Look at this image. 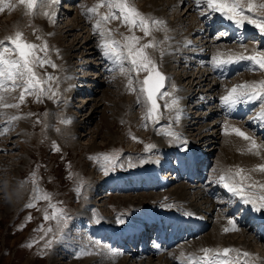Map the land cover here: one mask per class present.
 I'll return each mask as SVG.
<instances>
[{
    "label": "rangeland",
    "instance_id": "1",
    "mask_svg": "<svg viewBox=\"0 0 264 264\" xmlns=\"http://www.w3.org/2000/svg\"><path fill=\"white\" fill-rule=\"evenodd\" d=\"M147 1L149 0H130L146 17L157 19L158 15L159 17L161 16V21H164V24L159 29L153 28L150 36L145 37L140 28H134L130 32L129 28L121 24L118 19L110 20L104 27L111 29L112 38L120 41L122 44L124 43L123 37L133 33L142 38L140 41L142 44L149 41L155 42V47L149 48L146 51L158 66V70L167 78L160 92L170 94H158L159 115L155 120H145L148 105L145 102V94L140 91L141 84L139 82L144 79L147 73L140 72L137 74L135 71H129L131 66L127 61L123 62L124 71H121L119 65L114 60L112 61L111 58L107 57L112 63L110 64L101 55L102 50L97 46L101 41V36L99 32L92 33L94 32L93 25L99 18V15L108 12V8L106 6L100 7L98 14H90L83 11L85 7L96 5L99 0H59V4L51 8L41 7L38 3L37 7L31 12L28 11L26 5L20 4L19 0H4V3L0 4V7L3 8V11H0V40L14 35L16 31H20L23 34V39L28 42L38 45L47 42V58L51 59L56 65L55 68L45 65L42 68L37 67L35 69L42 80L46 79V74L54 77V79L44 84L46 94L40 97L39 102L35 94H26L25 101L19 107H0V131H3L5 128L8 129L4 134H0V264H54L55 261H58L59 264H86V260L91 256V250V253L109 252L110 255L117 258L112 264H119L121 262H126V264H147L149 258L155 264H181L174 259L186 253L198 252L203 247L201 246L199 247L200 249L196 250H193V247L182 248L184 243H196L202 240V237H208L209 232L214 233L218 229H220L222 241L234 239L233 241L235 242H244L247 240V244L250 243L251 247L256 249L257 255L264 258V238L260 236L263 234V228L256 223L254 224L252 219L251 223H248V226H246L248 230L229 231L232 234L222 232V228L220 227V223L222 222H218L223 216L236 221L242 210V204L236 205L238 204L239 197L228 192L223 183L218 181L220 175H227L231 172L234 174L236 172L234 169V172L233 170L223 169L228 167L229 164L225 165L223 163V166L219 164L224 139L230 138L228 134L221 133L220 138L213 144V147H216L212 151L213 155L210 157L209 162L204 166V168L206 167L204 170L205 177L203 176L204 180L201 178L190 182L191 180H188L186 174L183 175L181 171L180 176H178V171L173 167H177L176 164L178 162L174 156L171 160V165L167 166L170 169L155 171L158 175L155 181L153 180L155 178L151 179L149 176L140 177L138 181L134 180L137 174L142 173V168L147 169L149 165L155 164L154 167L158 169V163L155 160L159 158L158 156H161V161H158L159 164L163 165V161L169 162V158L166 157L165 159L164 157L168 153L167 149L162 153L159 150V146L163 145V143L157 142L162 138V141L164 140L166 145L170 143L169 136L164 133L165 129L168 130V128L174 127L173 130H176L177 133H182L178 131V126H181L180 128L183 130V124H178V128L176 127V129L174 126L173 112H177V108H168L165 105L171 104L173 98H178V110L180 108L179 99L181 98L174 95V91L179 85H184L185 87L188 79H186L187 76L185 75L179 80L178 85L173 76L180 75L182 72L183 74L185 73L184 71L186 70H183V67L187 63H185L186 59L184 55L193 54H185L187 49H197L200 46L209 44L207 49L209 54L210 51L212 52V48L216 49L220 45L228 44L227 47L231 48L240 43L239 37L226 38V26L223 24L219 25L216 29H214L213 25L211 29L208 27L206 30H204V27L201 30L198 24H195L197 16L194 13L198 11L203 13L202 16H198V19H204L202 17L205 15L213 18L214 21L220 20L221 22H225L223 21L224 17L221 15L215 19L214 17L219 12L211 11L205 5L199 6L197 10L196 8L193 10L192 8V11L186 12V6L192 5L191 2L185 0L182 3V1L176 0L178 6H176L177 12H175V6L171 7L175 0H154V2L156 1V7L153 10L161 13V15L156 13L155 16L145 9L146 6L151 9L153 8V5L150 4L151 1L149 3ZM261 2L264 3V0H252L257 9L253 8L251 13L246 11L245 14L253 18H260L259 15L262 16V14L259 12L264 13V8L259 7L262 4ZM67 5L70 6L68 7ZM242 5L247 7L248 0H242ZM45 11L49 13L54 11L56 15L50 18V16L43 15ZM253 11H255V15H253ZM193 26L196 29L194 31L192 29ZM88 29L91 34L97 37V40L96 38L91 39V44H97L95 49L89 48L92 45L83 44L87 41L84 39V36ZM170 29L178 31L177 33H171ZM168 38L171 39L172 44L182 46V50L177 51L176 48L173 50L171 54L172 64H168L172 66H170V69H166L165 66L167 62L164 61L163 57L166 53L160 51L162 40H167ZM203 40L206 41V44H203ZM80 41L82 43H79V45L82 44V47L78 50L76 48L73 50V46ZM240 45H245L243 47H248L247 49L264 52V40L259 36V33L251 35L244 44L240 43ZM89 49L91 51L94 50V55L90 56L87 54ZM97 49L98 52H95ZM40 55L43 56L44 53H40ZM86 59L88 64H79L82 60ZM193 59H197V57ZM66 60H69L71 67L73 66V77L70 80L66 77ZM196 61L199 62V60ZM263 75L264 70L259 69L258 66H253L252 63H243L241 68L233 74L232 81L224 83L223 80H220V84H218L213 95L218 93L219 96H223L229 90V88L224 89L226 85L232 88V85L243 84V81L247 78L258 77V81L264 80L262 78ZM129 79L132 80L134 91L129 89ZM66 81L69 83L68 87ZM70 86H72V89ZM49 88L51 89L50 91H48ZM21 90V88L9 91L0 90V95L4 97V100L0 103L17 104ZM213 95H209V99L213 97L212 100L214 101ZM197 98L199 97H196L195 101H197ZM107 99H110L111 102L109 103ZM245 101L246 98L242 99L236 106ZM214 102L218 104L219 100ZM117 103L119 108H117ZM262 104H264V100H259L251 106L249 112L236 117L239 121L235 122L241 127L238 128L243 132L246 131V134L253 140H256V143L264 142V134L257 126L250 127L245 122L252 120L253 115L261 111ZM96 105L100 106L99 109H95ZM195 105V103L190 101L183 107L186 111L194 109L193 112H189V116L195 117L194 119L201 112L205 116V112L208 113L209 108L213 106L212 104H205L198 108ZM218 114L207 115L204 118L201 117L200 123L210 124V128L208 129L209 134L212 133L211 131L215 127L214 120L229 117L226 109L219 111ZM12 116L21 118L8 123L9 118ZM88 116L92 119L88 120ZM181 116L182 113H180L177 123L180 122ZM65 120H70V123H64L63 121ZM83 120H86L85 126L81 124L84 122ZM159 120L167 122L156 123ZM79 122L81 123L77 125ZM230 122L226 123L225 129ZM200 123L196 125H200ZM220 125H217V128L219 129L220 127L221 132L222 127ZM194 127L202 129L200 126L194 125ZM229 128H231L230 125L226 133H229ZM194 132L196 133L197 131L194 130ZM187 133L186 136L183 135L179 139L183 142L180 148V142L178 141L173 144V147L169 148L170 155L173 148L176 149V153L178 150L183 152V146L186 143H188V148L198 149L197 151H199V147L194 144L196 140H200L202 147H204L205 141H203V136L198 137L196 134L193 135L190 128H188ZM206 134L204 133L203 135ZM236 136L233 133V137ZM133 137H136V139H133ZM237 137L241 138L240 136ZM147 145H154L155 147L148 150ZM249 147L250 145H245L244 151L247 152ZM261 148L264 152V145L260 146ZM206 153L205 155H209ZM236 153L241 155L243 151L238 150ZM105 156L115 157L114 167L110 166L108 160H105ZM154 157L155 159L151 160ZM260 164L264 163H259L258 165ZM105 167H109L107 175H105L103 170ZM244 172L248 177L245 182L264 184L262 183L264 182V172L257 171L256 166L251 170L249 169L248 172L246 170ZM161 175H165L169 180L167 183L163 182L162 188L160 184V181H162ZM237 179L240 178L237 177ZM197 182H201L202 186L204 185L205 195H201L202 198L197 200L193 196V193H191L188 194V198L192 203L202 207L201 214H204V209L211 212L212 208L215 207L211 219L210 217L204 218V216H200V213L193 209L190 203L186 204L185 202L183 205L180 204L183 201L177 197L178 202L173 197V194H170L171 190L183 185L187 187L193 185L191 191H195ZM198 188L201 189V187ZM256 191L259 194H264V189L257 188ZM44 193H47L51 199H33L34 196L39 197ZM91 193L94 195L90 196ZM126 197H133L134 203H129L132 200L131 198L128 201H124ZM137 197L140 198L138 199ZM165 198L167 201H172L164 204ZM208 198L213 201H208ZM158 201L161 206L156 205ZM30 202L34 203L35 206L26 207ZM169 203H174L173 206H185V209L195 212L199 218L208 220L209 224L206 226L205 232L197 233L194 237L181 238L178 241V245L176 243V246L168 249L169 252L178 246L165 259L164 256L166 254L163 252H159V255L151 254L152 257H150V253L141 255L138 254L140 253L139 251L136 253L129 249L125 250V246L118 243L114 245L110 235L114 233L118 234L120 229L127 225L129 226L127 227L128 234L135 236L137 230H140L139 228L148 227L152 224L150 219L154 211L170 210ZM50 205L63 210L66 219L62 223L58 224L55 219H44L45 212L51 215L53 211ZM164 205L170 208H165ZM246 205L252 208L250 204ZM85 208H89L86 210H88L90 215L84 216L82 214L81 211ZM260 212L263 213V210ZM29 216L32 217L31 220L27 219ZM223 220L226 219L223 218ZM216 223H218L217 228L214 227ZM224 225H226V222H224ZM38 228L41 230L37 231ZM49 228L52 230L47 231ZM245 230L247 234H245ZM235 232H240L241 236L239 233L235 234ZM201 234L206 235L202 236ZM140 237L142 239V234ZM138 238L139 235L135 237V240L127 237L129 241L126 242L129 243V246L133 243V246L136 245L135 247L140 249V247H144V242ZM260 238H262V241H259ZM114 239L119 240V238ZM195 239L198 240L193 241ZM49 241H51V246L45 247ZM229 244L230 248L248 249L242 243H238L237 245V243L232 242ZM147 245H154L151 238L148 243H145L146 249L148 248ZM197 245L199 244L196 243ZM248 253H250V250ZM231 255L235 256V253H231ZM159 256H163V259H160ZM253 256L254 252L251 257L245 258L248 264H253ZM88 264L110 263L89 262Z\"/></svg>",
    "mask_w": 264,
    "mask_h": 264
},
{
    "label": "bare ground",
    "instance_id": "2",
    "mask_svg": "<svg viewBox=\"0 0 264 264\" xmlns=\"http://www.w3.org/2000/svg\"><path fill=\"white\" fill-rule=\"evenodd\" d=\"M149 1H153L152 3L150 2V4H152L153 5V8L151 9V8H148L147 6L145 7V9L146 10H148L149 11V13L150 14H152V15H155L156 16V13H158L159 15H161V13L159 12V11H157V10H153L155 7H156V1L154 2V0H149ZM149 1H147L148 3H149ZM179 1V0H178ZM180 1H182V3L183 2H185V0H180ZM190 2H191V4L192 5H188V6H186V12H188V11H192V8H193V10H195V6H194V4H195V0H189ZM262 3V2H261ZM158 5V4H157ZM68 6V5H67ZM70 6V5H69ZM68 6V7H69ZM172 6H175V12H177V10H176V6H178V4L176 3V0H175V2H174V4H172L171 5V7ZM247 7H245L244 5H242V7H244L245 9L246 8H248V5H246ZM254 9H257V7L255 6L254 7ZM153 10V11H152ZM247 10V9H246ZM108 11H109V9H108ZM151 11V12H150ZM107 12V11H106ZM252 12V11H251ZM250 12V13H251ZM260 14H262V16H260L259 15V17H264V13H261V12H259ZM185 14V13H184ZM194 14H196V16H197V19H196V23L195 24H198V27L199 28H201V30H202V28L204 27L205 28V26L206 25H208V24H211V25H213L212 23H209L210 21H212L213 20V18H208V19H206V20H202V19H198V16H201L202 15V12H195ZM151 15V16H152ZM253 15H255V11H253ZM163 16V15H162ZM216 17V16H215ZM214 17V18H215ZM157 19L158 20H161V16L159 17L158 15H157ZM164 19V18H163ZM163 21V20H162ZM119 22H120V20H119ZM45 23V22H44ZM122 24V23H121ZM201 24H203V25H201ZM166 25V24H165ZM227 27L229 26V25H226ZM164 28H168V27H164ZM238 28H241L242 29V33H248V35H253V34H255V33H259V36H261L262 38H263V40H264V33H262V32H260V31H258V29L254 26V25H252V24H249V23H247V22H245L242 26L241 25H239L238 26ZM192 29H193V31L194 30H196L195 29V27L193 26L192 27ZM90 30H91V28H90ZM90 30L88 29V31H87V33H86V35L84 36V39L85 40H87L86 42H84L83 44H88V45H92V46H89V48H91V49H95L96 48V43H94V45L93 44H91V42H92V40L91 39H94V38H96V40H97V37H95L93 34H91L90 33ZM244 30H246V32H244ZM168 31V30H167ZM170 31H171V33L173 32V33H177V31L178 30H171L170 29ZM192 31V32H193ZM166 32V31H165ZM92 33H94V32H92ZM167 33V32H166ZM197 33V32H196ZM235 34V33H234ZM183 35V34H182ZM228 35V33L226 34V36ZM158 36V35H157ZM174 36V35H173ZM207 36V35H206ZM184 37H185V35H184ZM187 37V36H186ZM190 37V36H189ZM200 37V36H199ZM83 39V40H84ZM210 39V38H209ZM208 39V40H209ZM185 40V39H184ZM79 43H82V41H80V42H77L74 46H73V50H75V48L78 50V49H80L81 47H82V44L81 45H79ZM178 43V42H177ZM184 43V42H183ZM190 44V43H189ZM203 44H206V41L205 40H203ZM177 44H172V41H171V39L170 38H168L167 40L166 39H163L162 40V42H161V49H160V51L162 52H164V53H166L165 55H164V61H166L167 62V64L165 65L166 66V69H170V66L171 65H168V64H172L171 63V54H172V52H173V50H175V48H176V50L178 51V50H182L181 49V47L180 46H176ZM186 45V44H185ZM227 45L228 44H223V45H220L218 48H216V49H213L212 48V52L210 51V56H211V58H209V56H208V53H207V49H208V47H209V44L208 45H206V46H200V48H197V49H191L190 50V48L189 47H187V48H189V50L187 49V51L185 52V54L186 53H193V54H189V55H184L185 56V59H186V61H185V63H187L184 67H183V70H186V71H184L185 73L183 74V72L182 73H180V75L178 74V75H176V76H173V79L175 80V82H176V84H178V82H179V80H181L185 75L187 76L186 77V79H188L187 81H188V83L186 84V86L184 87V85H179L178 87H177V89L174 91V95H177L179 98H181V99H179L180 100V102H179V115H180V113H182V116L180 117V122L179 123H177V119H176V115H177V112H173V115H174V122H175V129H176V127H177V125L178 124H183V130L185 131L184 133H183V130L180 128L181 126H178L177 128H178V131H181L182 133L180 134V133H177V131L176 130H173L174 129V127L172 128H168V130L167 129H165L164 131V133L166 134L167 132H169V131H172V132H175V133H177V134H179V139L181 138V136H183V135H187L188 133H187V130H188V128H190L191 129V131H192V133H193V135L194 134H196L198 137H201V136H203V141H205V145H204V147H202V144L200 143V140H196V142L194 143L195 145H197V147H199V151H197L198 149H192V148H188V143H186V145L185 146H183V149H184V151L183 152H180L179 150L177 151V153L175 152L176 151V149H172V154L170 155L169 154V148L172 146H174L173 144H175V142H180V145H179V148L182 146V144H183V142H182V140H176L175 139V137L173 136H169V138L168 139H170V143L168 144V145H166V143H164L165 141L163 140L162 141V138H160V137H158V138H160L157 142H160V143H163V145H160L159 146V150H161V152L162 153H164L165 151H166V149H167V151H168V153H166L165 155H164V157H165V159H166V157L167 158H169L168 159V161L169 162H165V161H163L162 162V164L163 165H161V164H159V162L161 161V156H158L159 158L158 159H155V157L154 158H151V160H153V159H155V160H157L156 162L158 163V165H157V167H158V169L156 168V167H154L155 166V164H153V165H149L148 166V168L146 169V168H142L141 169V174L139 173V174H137L136 175V177H134L135 179V181H138V179L140 178V177H150L151 179H153L152 177L153 176H156V172L155 171H159L160 169H165L166 168V166L169 164V165H171V160L173 159V156H174V158H176L177 159V167L176 166H173L174 168H175V170L176 171H178V176H180L179 174H180V171L183 169V167L184 166H187L188 164H195L196 166V170H195V173H196V176H195V178H194V176H192L191 174H189V176H188V180H191L190 182H194L195 181V179L196 178H198V177H201V175H203L204 174V171H202L201 172V168L199 167V166H205L206 165V163H208L209 162V160H210V157L213 155V153H212V151H214L215 150V147L216 146H214L213 147V144L214 143H216L217 142V140L220 138L219 136L221 135V133H223V134H228L229 135V137L230 138H226V140L224 139V144H223V146H222V150H221V153H222V155H221V158H220V162H219V164H221L222 166H223V163H225V165L226 164H229V166L228 167H226V168H223V169H229L230 171H232L233 169L235 170V171H237V169H235V168H240V169H244V170H246V172H248L249 171V169L251 170V169H253V167H255V166H257L259 163H264V152H263V149L261 148L260 149V147L258 148V149H253L251 152L250 151H247V152H245L244 151V148H245V145H250V141H248V140H245V139H243L242 137L241 138H238L237 136L236 137H233V133L234 132H231L232 131V129L233 128H238L239 126L235 123L236 121H239L238 119H236V117H238V116H241L244 112H246L249 108H251V106L253 105V104H255L256 102H258L259 100H247L246 99V101L244 102V103H242L239 107H236V105H231V106H229V105H225L222 101H221V99H220V97H222V96H219V94L218 93H216L215 95H213V93H214V91L217 89V87H218V84H220V80H223L224 81V83L225 82H228V81H232V77H233V75L232 76H228L229 75V73H231V72H234V71H236L238 68H240L241 67V64L242 63H246V62H250V61H248V60H242V61H238V62H235V63H231V64H223V65H221V66H219V67H216V66H214V64H213V62H212V58L214 57V56H217L218 54H223V57L224 58H226L227 57V55H229V54H245V55H251L253 52H254V50H252V49H247L248 47H243V46H245V45H240V43H238L236 46H233V47H231V48H228L227 47ZM175 46V47H174ZM214 46H217V45H214ZM241 46V47H240ZM88 47V46H87ZM172 47V48H171ZM174 47V48H173ZM198 47V46H197ZM230 47V46H229ZM99 48V47H98ZM193 48V47H192ZM251 48V47H250ZM91 49H89V51H88V53L87 54H89L90 56L91 55H94V50H92L91 51ZM99 49H101V48H99ZM184 49H186V48H184ZM239 49H241V50H239ZM243 49V50H242ZM102 50V49H101ZM196 50V52H194ZM231 51H233V52H231ZM241 51H243V52H241ZM95 52H98V49L97 50H95ZM215 52V53H214ZM78 53V52H77ZM178 53V52H177ZM96 54V53H95ZM79 55V54H78ZM101 55H102V57H103V59L106 61V62H110L109 60H108V58L107 57H105L103 54H102V51H101ZM182 58H183V56H181ZM194 57H197V59H193ZM179 58V57H178ZM177 58V59H178ZM166 59V60H165ZM176 59V60H177ZM184 59V60H185ZM112 61H113V59H111ZM183 60V59H182ZM196 60H199V62L198 61H196ZM208 60H210V62H211V65L208 67V66H206V64H207V61ZM63 61H65V60H63ZM67 62H66V64H65V66H67V75H66V77L70 80L72 77H73V71H72V68H73V66L71 67L70 66V63H69V60H66ZM181 61V60H180ZM177 62V61H176ZM81 63H83V64H88L87 63V59L86 60H82L79 64H81ZM116 63V62H115ZM110 64H112L111 62H110ZM84 66V65H83ZM253 66H255L254 64H253ZM172 67V66H171ZM187 69H190V70H187ZM170 71V70H169ZM196 71H197V73H196ZM93 74V73H92ZM101 74V73H100ZM93 75H95V74H93ZM96 75H97V73H96ZM174 75V74H173ZM262 78L264 79V75L262 76ZM226 80V81H225ZM259 79H258V77H251V78H247V79H245V81H243V83H245V82H250V81H252V82H254V81H258ZM67 82V81H66ZM69 82H71V81H69ZM74 82V81H73ZM206 82H208V83H206ZM224 83H222V84H224ZM93 84V83H92ZM231 84V83H230ZM66 85H67V87L69 86V83L67 82L66 83ZM73 85V84H72ZM225 86V85H224ZM234 85H232V87H233ZM72 86H70V88H71ZM226 88H229V89H231L229 86H225L224 87V89H226ZM72 89V88H71ZM222 89V88H221ZM108 94V93H107ZM208 95V96H207ZM209 95H213L214 96V100L216 101H218L219 100V103L217 104L216 102H214L212 99H213V97H211V99H209ZM224 95H226V93L224 94ZM223 95V96H224ZM107 97V96H106ZM196 97H199V98H197V101H195V99H196ZM108 100V99H107ZM109 101V103L111 102V100L109 99L108 100ZM192 102V103H195L196 105L195 106H198V108L199 107H201V106H203V105H205V104H212L213 106H209L210 108V110L208 111V113L207 112H205V116H210V115H212V114H218L219 113V111H223L224 109H226V113H227V115L229 116L228 118H217L216 120H214V125H215V127H214V129H212V133L211 134H209L208 133V129L210 128V124L208 123H200V121H201V117H205L204 116V113L203 112H201L200 113V115H198L197 117H196V119H194V118H192V116H189L190 115V113L189 112H193V110L194 109H192V110H190V111H186V110H184L183 109V107H184V105H187V103H189V102ZM107 102V101H106ZM215 103V104H214ZM115 104V103H114ZM117 105H118V103H117ZM189 106V105H188ZM191 106V105H190ZM194 106V107H195ZM99 107L100 106H98V105H96L95 106V109L96 108H98L99 109ZM116 107V106H115ZM235 107H236V109H235ZM117 108H119V105L117 106ZM206 108V107H205ZM206 110V109H205ZM260 112H257L255 115H253V117L251 118L252 120H247L246 122H245V124H247V125H249L250 127L251 126H254V127H258L259 129H261V131H262V133L264 134V120H262V119H260L259 118V114ZM106 115V114H105ZM219 115V114H218ZM90 116H92V115H90ZM90 116H88L87 118H88V120H90V119H92ZM107 116V115H106ZM105 117V116H104ZM198 118V119H197ZM107 119V118H106ZM162 119V118H161ZM168 119H169V116H168ZM87 120V121H88ZM84 122L83 123H81V122H79V123H77V125L78 124H82V125H86V120H83ZM231 121V122H230ZM160 122H167V121H157L156 123H160ZM168 122H169V120H168ZM220 122V123H219ZM228 122H230V126H231V128H229L230 130H229V133H226V131H225V125H226V123H228ZM197 123H200V125H196ZM74 124V123H73ZM219 124H221L220 126L222 127V130H221V132H220V127H219V129L217 128V125H219ZM241 124V123H240ZM76 125V124H75ZM194 125L195 126H200V127H202V129H200V128H196V127H194ZM229 125H228V127H229ZM242 125V124H241ZM172 126V125H171ZM243 126V125H242ZM74 127V126H73ZM228 127H227V129H228ZM167 128V127H166ZM239 128H241V127H239ZM172 129V130H171ZM163 130V129H162ZM194 130L195 131H197L196 133L194 132ZM245 131V130H244ZM191 133V134H192ZM204 133H207L206 135H203ZM245 133H246V131H245ZM114 134V133H113ZM222 134V135H223ZM115 135V134H114ZM167 135V134H166ZM189 136V135H188ZM249 136V135H248ZM190 137V136H189ZM253 137V136H252ZM204 138H206V140H204ZM202 140V139H201ZM260 140V139H259ZM192 141H194V140H192ZM190 142V141H189ZM200 143V144H196V143ZM219 142V141H218ZM255 142H256V140H255ZM76 143V142H75ZM262 143H264V142H262ZM262 143H256L257 145H259V146H263L264 144H262ZM159 145V144H158ZM166 145V146H165ZM195 147V146H194ZM95 148V147H94ZM238 150H242L243 151V154H241V155H239V154H237L236 152L238 151ZM257 151H259V155H256L255 153L257 152ZM205 152H207L209 155H205ZM206 153V154H207ZM169 154V155H168ZM229 156H231L230 158H229ZM164 159V160H165ZM159 161V162H158ZM196 161L198 162L197 164H196ZM156 163V164H157ZM183 164H184V166H183ZM183 166V167H182ZM199 167V168H198ZM169 169H170V167H169ZM199 169V170H198ZM146 171V173H144V171ZM234 170H233V172H234ZM168 171V170H167ZM258 171V170H257ZM155 172V173H154ZM120 173V172H119ZM127 173V172H126ZM169 173V172H168ZM187 173V172H186ZM245 173V172H244ZM263 173V172H262ZM231 174H232V172H231ZM249 174V173H248ZM252 174H254L253 172H252ZM262 175V174H261ZM165 176V175H164ZM251 176V175H250ZM254 177V176H253ZM256 178V177H255ZM163 181L160 183L161 184V188H162V186H163V182L164 183H167L169 180H168V177H165V179L164 178H161ZM173 179V178H172ZM236 180H239V179H237V177L235 178ZM154 181H155V179H153ZM259 181V180H258ZM114 182H116V181H114ZM198 183V182H197ZM244 183H246V184H251V183H248V182H245L244 181ZM262 183H264V182H262ZM189 184V183H188ZM260 184V183H259ZM192 187H193V185H189V187H187L186 185L184 186H178V187H176L175 189H173V190H171L170 191V194H173V197H175L176 198V200H178V198L180 199V200H182L183 201V203L181 202L180 204H185V202H186V204H188V203H190V205H191V207L193 208V209H195L197 212H199L200 213V216H204V218H208V217H210V219L212 218V213L214 212V210H215V207L214 208H212L213 210H211V212H208V210H206V209H204V214H201L202 213V211H201V208L202 207H200V205L198 206V205H196V204H194V203H192V201H190L189 200V198H188V194H191V193H193V196L197 199V200H200L202 197H201V195H205V190L203 189V187H204V185L202 186V183L201 182H199L195 187V191H191V189H192ZM198 187H201V189H199ZM169 193V192H168ZM16 194V193H15ZM163 194V193H162ZM94 194L93 193H91L90 194V196H93ZM106 196V195H105ZM140 196V195H139ZM148 196H150V195H148ZM143 197V196H142ZM172 197V196H171ZM178 197V198H177ZM129 198H131L132 200H131V202H129V203H134V201H133V197H126V199L124 200V201H128L129 200ZM138 199L140 198V197H137ZM204 198V197H203ZM164 199V198H163ZM211 199V198H210ZM168 201H172V200H168ZM168 201L166 200V198H165V201L163 202L164 204L165 203H168ZM208 201H210V202H212L213 200H209V198H208ZM159 202V201H158ZM156 203V205H160V202L159 203ZM178 202H179V200H178ZM123 203V202H122ZM140 203V202H139ZM196 203V202H195ZM173 204L174 203H172V204H170L169 203V206L171 207H169V206H165L164 205V207L165 208H170V210H168V212L169 213H166L165 211H154V213H152L153 214V216H152V218L150 219V221L152 222V224L150 225V226H145V227H143V228H139L140 230L139 231H146V232H144L142 235H143V237H144V241H145V243H148L149 242V236H148V234L151 232V229H152V226L154 225V223H155V220H161V225L158 227V239H157V241H156V243L155 242H152L154 245H147L148 246V248H147V250H141V249H139L138 247L136 248L135 246H133L132 244L130 245L131 247H130V249L129 250H132V251H135L136 253H138V251L140 252V253H138V254H145V253H150L149 255H157L158 253H159V248L158 247H160L161 249L163 248V245H161V242H160V239L162 238L163 239V242H175V240H176V238L178 237V236H180V234H181V231H183L184 232V234L185 233H187V231H189V230H193V228H200V230L198 231L199 233H203V232H205L204 230L207 228L206 226L209 224V222H208V220H205V219H203V218H199V216L195 213V212H191V211H189V209L187 210V209H185V206H182V205H174L173 206ZM213 204V203H212ZM211 204V205H212ZM239 204H242V210H241V212H240V214H239V216L237 217V223H236V221H235V224H236V227H237V231H241L242 229H247L248 230V228L246 227V226H248V223H249V221L252 219L253 220V222H256L257 224H259V225H263L264 226V210H263V213H261L260 211L259 212H257V211H254L253 210V208H249L241 199H240V197H239V200H238V204H236V205H239ZM149 206H150V204H148ZM155 205V204H154ZM155 205V206H156ZM135 206V205H134ZM161 206V205H160ZM188 206V205H187ZM213 206V205H212ZM215 206V205H214ZM217 206V205H216ZM142 207V206H141ZM157 208H158V206H156ZM139 208V207H138ZM164 208V209H165ZM217 208V207H216ZM86 209H89V208H85L83 211H81L82 212V214L84 215V216H87V214H89L88 213V210H86ZM145 209V208H144ZM159 209V208H158ZM157 209V210H158ZM173 209V210H172ZM208 209V208H207ZM81 210H82V208H81ZM139 210V209H138ZM146 210H148L147 208H146ZM192 210V209H191ZM203 210V209H202ZM141 211V210H140ZM139 211V212H140ZM142 211H143V208H142ZM209 211H210V209H209ZM248 212V214H249V216L247 217L246 216V218H248V219H245V218H243L242 219V215H243V213H244V215L246 214ZM142 213V212H141ZM189 213H191V215H189ZM143 214V213H142ZM146 214V213H145ZM150 214V213H149ZM151 214V215H152ZM90 215V214H89ZM150 215V216H151ZM145 216V215H144ZM146 216H147V214H146ZM222 216V215H221ZM241 217V218H240ZM223 218L224 219H226V220H223ZM223 218H221V220H219L218 222H222V223H220V227L222 228V232H224L223 231V229L225 228V227H229V228H231V225H229V223H228V221H229V219H231V218H229V217H226V216H223ZM238 220H239V222L241 221V224H239V222H238ZM146 221V220H145ZM143 222V221H142ZM168 222H173L172 223V230L170 231L169 229H168V227L166 226L167 225V223ZM217 222V221H216ZM224 222H226V225H224ZM244 222H247L246 224H243ZM138 224V223H137ZM218 223H216L215 224V228H217L218 226ZM250 225V224H249ZM223 226V227H222ZM127 227H129V226H124V227H122L121 229H120V232L118 233V234H116V233H114V234H112V235H110L111 236V240L112 241H115V239L114 238H120V237H123V236H127V237H130V238H134L135 236L134 235H129L128 234V229H127ZM131 230V229H130ZM138 230H137V232H139ZM175 231V234H173L172 232H174ZM218 231V232H217ZM133 233V232H132ZM227 233V232H226ZM226 233H224V234H226ZM240 234V236H241V233L240 232H235V234ZM167 234H169V236L168 237H166V235ZM193 233H191V235H192ZM209 235H208V237L207 236H204V235H206V234H201L202 236H204V237H202L201 239L202 240H199V241H197L196 239L195 240H193V241H197L196 243L197 244H199V245H197L196 246V243H190V244H183V246H182V248H188V247H193L194 249L193 250H196V249H198L199 247H201V246H203L202 247V249L203 248H211V249H223V248H225V247H228V248H230L231 246H230V244L229 243H232V242H234L235 244L237 243V245H238V243L239 244H244V245H246V247H248V249L247 250H244V249H239L241 252H249V250H250V257L252 256V253L254 252V256L252 257V262H253V264H257L256 262H258V263H260V264H263L264 263V258L263 257H260V255H257L258 253H257V251H256V249H254V248H252L251 246V244L249 245V244H247V240H245L244 242H235V241H233V240H230V241H222L223 239H222V237L220 236L221 235V233H220V229H218V230H215L214 231V233H208ZM229 234H232V233H230L229 232ZM245 234H247V232H246V230H245ZM232 236H234V235H232ZM231 236V237H232ZM243 237H244V235H242ZM224 239H225V237H223ZM226 240V239H225ZM119 241V243L121 244V245H124V244H126V241H125V239L123 240V239H120V240H118ZM193 241H188V242H193ZM249 241V240H248ZM259 241H262V238H260L259 239ZM187 243V242H186ZM128 244V243H127ZM226 244V245H225ZM228 244V245H227ZM217 245H219V246H217ZM221 245H225V246H221ZM236 245V246H237ZM180 246V245H179ZM251 248H250V247ZM141 248V247H140ZM176 248H178V246L176 247ZM176 248H174V249H176ZM174 249H172V250H174ZM200 249V248H199ZM237 249V248H236ZM172 250L170 251V253L172 252ZM186 250V249H185ZM188 250H191V249H188ZM92 251V250H91ZM91 251H90V254H91V256H89V259L88 260H86V264H88L89 262L90 263H95V262H100V263H105V262H109L110 264H112L114 261H115V259H117L115 256H112V255H110V253L109 252H105V253H100V252H92L91 253ZM160 252H163L164 254H166L165 256H164V259L168 256V254H167V252L166 251H160ZM120 253V252H119ZM163 253H161V254H163ZM169 253V254H170ZM105 254H106V256H105ZM146 255V254H145ZM152 255L150 256V257H152ZM159 255V254H158ZM194 255H195V257H198V256H201L202 255V252H201V250L200 251H198V252H191V253H186L185 255H182V256H180V257H177L176 259H174L175 261H178V262H180V263H183V262H187L188 263V261H183L184 259H187V258H193V260H194V264H199V261H195V257H194ZM234 256V255H233ZM182 257H186V258H182ZM259 257V258H258ZM54 258V257H53ZM159 258L160 259H163V256H159ZM52 259V258H51ZM58 259V258H57ZM54 261H55V259H53ZM53 260H51V261H53ZM263 262V263H262ZM53 263V262H52ZM54 264H59V262L57 261H55L54 262ZM85 264V263H84ZM119 264H126V262H121V263H119ZM147 264H155L154 263V261L153 260H151L150 258H149V260L147 261ZM161 264H163V263H161ZM166 264H168V263H166Z\"/></svg>",
    "mask_w": 264,
    "mask_h": 264
},
{
    "label": "snow or ice",
    "instance_id": "3",
    "mask_svg": "<svg viewBox=\"0 0 264 264\" xmlns=\"http://www.w3.org/2000/svg\"><path fill=\"white\" fill-rule=\"evenodd\" d=\"M4 3V0H0V4ZM20 4L26 5L29 12L33 11L38 3L41 7L51 8L54 5L59 4V0H19ZM197 7L205 5L208 9L214 12H219L225 16L228 20L234 21L237 25H243L245 22L253 24L260 32L264 33V17L253 18L250 15L245 14L246 11L251 12L255 5L252 0H248L247 10L242 7V0H195ZM102 6H106L109 11L103 15H99L93 25L94 33L99 32L101 41L98 43V47L102 49V54L105 57L113 59L118 65L121 71H124V61L130 64L129 71H135L137 74L140 72H146L141 84L140 91L146 96V104L148 105L145 120H155L159 115V105L157 103V96L170 95L169 93H161L160 89L164 85V81L167 79L163 73L158 70V66L150 58L147 53V49L155 47L154 41L148 43H141V37L136 36L134 33L123 37L124 43L115 40L111 36V29H106L104 25L110 20H120L123 25H126L131 32L134 28H140L144 33V36H150L153 28L159 29L164 21L157 20L152 17H146L142 14L130 0H99V2L92 7H85L84 12L90 14H98V9ZM260 8H264V3L259 5ZM0 11L3 8L0 7ZM45 16L50 18L55 17L56 13L53 11L49 13L45 11ZM54 22V20H53ZM48 45L44 42L42 45H38L33 42H28L23 39V34L20 31H16L14 35L8 36L3 40H0V90L9 91L16 88H21L19 94V102L17 104L0 103V107L11 108L19 107L25 101V96L36 95V99L39 102L40 97L46 94L44 84L48 83L54 77L50 74H46V79L42 80L36 72L37 67H44L50 65L55 68L56 65L51 59L47 58ZM40 53H44L43 56ZM242 60H248L252 62L259 69L264 70V52L254 51L251 55L245 54H229L226 58L223 54H218L212 58L214 66L219 67L223 64H231ZM128 86L130 90L132 88V80L129 79ZM51 89L49 88L48 91ZM55 95V93H53ZM247 100H264V80L245 82L243 84L234 85L228 90L227 94L220 97L221 101L225 105H236L241 102L242 99ZM4 100V97L0 95V102ZM165 107L177 108L176 119L179 120L178 110V98H173L171 104H166ZM259 118L264 120V104L261 105V111L258 114ZM21 117L12 116L9 118L8 123L14 120H18ZM39 122V121H37ZM64 123H70V120L63 121ZM146 126V125H145ZM8 129L5 128L0 131V134H4ZM227 132V128L225 129ZM232 131L245 140L250 141V147L248 151L258 149L260 146L256 144L250 136L243 132L239 128H233ZM169 136L176 137L179 140V134L169 131L166 133ZM136 139V137H133ZM148 150L155 147L154 145H147ZM58 150V148H57ZM259 155V151L255 153ZM105 160H108L110 166L114 167L115 157L105 156ZM105 175L108 174L109 167L104 169ZM256 170L264 172V164L256 166ZM239 177V180L235 178ZM248 177L244 173V169L238 168L234 174L220 175L218 181L223 183V186L228 192L234 196L240 197L245 204H250L254 211L264 210V194H259L256 189H264V184L259 183H244ZM42 198L50 200L51 197L44 193L39 197L34 196L33 199ZM34 203H28L26 207H34ZM53 208L51 215L45 212L44 219L57 220L58 224L62 223L66 219L62 209L55 208L54 205H50ZM191 215V213H189ZM31 216L27 219L31 220ZM231 228L225 227L224 232L238 230L234 219L228 221ZM42 227V226H41ZM41 229H37L39 231ZM49 228L47 231H51ZM51 241H49L45 247H50ZM202 255L195 257V261H199V264H248L245 259L251 254L248 252H241L239 249L225 247L223 249H201ZM235 253V256L231 255ZM83 254V253H82ZM188 264H194L193 258H188Z\"/></svg>",
    "mask_w": 264,
    "mask_h": 264
}]
</instances>
